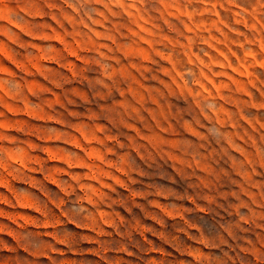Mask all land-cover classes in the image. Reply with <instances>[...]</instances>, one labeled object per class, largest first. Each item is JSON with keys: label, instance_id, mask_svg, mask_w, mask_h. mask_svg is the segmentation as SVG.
<instances>
[{"label": "rangeland", "instance_id": "374dc122", "mask_svg": "<svg viewBox=\"0 0 264 264\" xmlns=\"http://www.w3.org/2000/svg\"><path fill=\"white\" fill-rule=\"evenodd\" d=\"M0 264H264V0H0Z\"/></svg>", "mask_w": 264, "mask_h": 264}]
</instances>
